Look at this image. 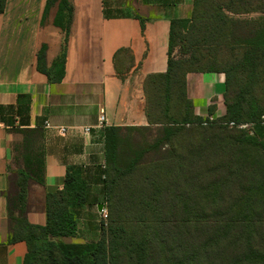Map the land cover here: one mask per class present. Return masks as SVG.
<instances>
[{
    "label": "crops",
    "instance_id": "obj_1",
    "mask_svg": "<svg viewBox=\"0 0 264 264\" xmlns=\"http://www.w3.org/2000/svg\"><path fill=\"white\" fill-rule=\"evenodd\" d=\"M70 3L73 18L67 40L54 24L58 6L45 14L46 0H8L0 14V264H23L28 253L25 242H11L9 207L19 193L21 172L28 165L37 167L36 157L42 182L28 179L29 223L46 225L47 194L64 188L68 167H80L87 176L90 204L76 210L77 236L61 241L85 244L99 238L104 129L149 125L145 83L168 70L172 21L189 20L195 10V0ZM43 47L52 78L38 68ZM121 50L130 51L131 61L121 53L117 65ZM225 83L223 73L187 75L194 116L226 117ZM262 135L264 139V131Z\"/></svg>",
    "mask_w": 264,
    "mask_h": 264
},
{
    "label": "rangeland",
    "instance_id": "obj_2",
    "mask_svg": "<svg viewBox=\"0 0 264 264\" xmlns=\"http://www.w3.org/2000/svg\"><path fill=\"white\" fill-rule=\"evenodd\" d=\"M230 2L236 10L227 12L230 22L216 48L193 49L196 57L216 56L219 66L241 57L264 32V0ZM177 44L174 56L187 60L185 42ZM157 88L147 93L158 124L122 132L117 167L134 162V169L117 179L98 218L105 226L118 220L144 247L121 248V264H264L263 135L185 124L179 101L170 105L169 120L154 102ZM108 176L117 177L112 169Z\"/></svg>",
    "mask_w": 264,
    "mask_h": 264
},
{
    "label": "trees",
    "instance_id": "obj_3",
    "mask_svg": "<svg viewBox=\"0 0 264 264\" xmlns=\"http://www.w3.org/2000/svg\"><path fill=\"white\" fill-rule=\"evenodd\" d=\"M7 1L0 0V14L4 13ZM46 1L45 14L52 7L58 6L54 24L64 31L67 40L73 18L70 0ZM228 2L229 0H195V10L191 19L172 21L168 70L165 74L149 76L145 83L149 124L158 123L151 119V104L147 92L150 86L158 84L154 102L165 118L170 120L169 107L172 103L174 105L179 101V104L186 107L182 122L185 124L197 123L204 126L202 123L208 119L194 116L193 106L187 95V75L190 73H223L226 77L227 115L207 126H227L223 123L232 121L253 122L257 121L264 113V32L245 49L241 57L231 63L222 64V66L218 65L216 56L211 57L207 54V57L205 55L196 57L195 51H193L194 48L200 47L215 46L216 48V40L230 22L227 12H235L234 10H236L234 5L231 2L228 4ZM201 4H203V13H200ZM137 18L144 25V20L139 16ZM177 42H185L183 50L186 53L183 55L190 54L187 60H181L174 56ZM121 53L126 56V61H131L130 51L121 50L117 53V65L121 61ZM45 54V47H43L39 53L38 68L51 77L44 65ZM61 61L63 66L64 56L61 57ZM121 67L122 63L118 69L119 73ZM60 76H63V72ZM258 92H262L261 99ZM173 98L175 99L173 100ZM173 122L172 120L171 123ZM124 130L125 128L115 126L104 129L106 170L100 173V180L103 184L101 202L103 204L110 200L117 179L123 174L131 173L134 169V162L129 163L124 170L117 167V154ZM263 131L264 127H257L254 135L258 133L261 136ZM260 145L264 148V142ZM35 161L37 167H34L33 164L28 165L27 171L21 172L19 193L11 201L9 207L11 242H25L28 246V253L23 264H121L118 257L121 248L126 252L131 250L142 252L144 250L141 243L137 245L136 242L126 236L125 229L118 225L116 219H111L107 226L102 220L99 221L100 236L97 240L85 244H66L61 241L62 238L77 236L79 228L76 210L90 204L87 176L80 167H68L64 188L61 191L47 194L46 225L35 226L30 224L26 216L28 179L33 176L42 182L38 157L35 158ZM107 169L115 171L116 179L108 176ZM102 176L105 178L102 179ZM135 245L136 247L133 248Z\"/></svg>",
    "mask_w": 264,
    "mask_h": 264
},
{
    "label": "built area",
    "instance_id": "obj_4",
    "mask_svg": "<svg viewBox=\"0 0 264 264\" xmlns=\"http://www.w3.org/2000/svg\"><path fill=\"white\" fill-rule=\"evenodd\" d=\"M208 121H205L204 123H202V125L207 126L210 123H215L217 122L219 119H221L220 117H215V116H208L207 117ZM104 122V117L101 118L100 120V125H99V129H101L103 127V123ZM224 125L229 126L230 128H235L241 131H246L249 134H253L255 129L257 127H264V113L260 116V118L257 121H253V122H224ZM47 126H49V124H47ZM90 129L87 128L85 129V132H88ZM59 132L63 135L66 132L65 128H60ZM103 170H106V166H103ZM105 178V176H103V179ZM101 213H106V210L103 208V210L101 211Z\"/></svg>",
    "mask_w": 264,
    "mask_h": 264
},
{
    "label": "water",
    "instance_id": "obj_5",
    "mask_svg": "<svg viewBox=\"0 0 264 264\" xmlns=\"http://www.w3.org/2000/svg\"><path fill=\"white\" fill-rule=\"evenodd\" d=\"M104 208V204L103 203H100L97 205V209H98V212L101 213V211L103 210Z\"/></svg>",
    "mask_w": 264,
    "mask_h": 264
}]
</instances>
